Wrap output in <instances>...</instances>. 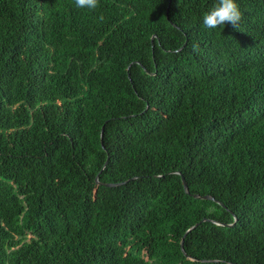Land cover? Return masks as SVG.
Returning a JSON list of instances; mask_svg holds the SVG:
<instances>
[{
  "label": "trees",
  "instance_id": "obj_1",
  "mask_svg": "<svg viewBox=\"0 0 264 264\" xmlns=\"http://www.w3.org/2000/svg\"><path fill=\"white\" fill-rule=\"evenodd\" d=\"M216 2L0 0V264H264V0Z\"/></svg>",
  "mask_w": 264,
  "mask_h": 264
},
{
  "label": "clouds",
  "instance_id": "obj_2",
  "mask_svg": "<svg viewBox=\"0 0 264 264\" xmlns=\"http://www.w3.org/2000/svg\"><path fill=\"white\" fill-rule=\"evenodd\" d=\"M75 6L95 10L98 7V0H75ZM241 19L242 13L235 0H217L214 6L203 15L202 24L206 29L223 27L225 24L237 28ZM193 50H196V46Z\"/></svg>",
  "mask_w": 264,
  "mask_h": 264
},
{
  "label": "water",
  "instance_id": "obj_3",
  "mask_svg": "<svg viewBox=\"0 0 264 264\" xmlns=\"http://www.w3.org/2000/svg\"><path fill=\"white\" fill-rule=\"evenodd\" d=\"M102 133H103V127L101 128V137H102ZM106 163H107V160H106V162L104 163L102 169L105 167ZM177 174L180 175L178 172H177ZM181 182H182V186H183L184 192H185L186 194H189L188 187H187V185H186V183H185V181H184V178H183L182 176H181ZM95 183H96V185H104V186H107V187H113V186H117V185H119V183H118V184H112V183H111V184H110V183H101V182L98 180V176L95 177ZM189 195H190V194H189ZM191 196H192L193 198H195V199L215 201L216 203H218V204H220L221 206H223L221 203H219L218 201L214 200V199H213L211 196H209V195L191 194ZM206 221H209V222H211V223H213V224H215V225L221 226V227H231V226H233V225L235 224L236 218L234 217V221H233V223H231V224H225V223H222V222H219V221H214V220H209V219H202V220H201V222H206ZM198 225H199V223H196V224H194L193 226H191V227L185 232L184 236H185L188 232H190L191 230H193L194 228H196ZM184 236H183V238H184ZM183 238H182V240H181V242H180V248H181L182 253L185 255V252H184V249H183ZM185 256H186L189 260H192V261H195V260H196L195 258H193V257H191V256H187V255H185ZM201 262H209V260H201Z\"/></svg>",
  "mask_w": 264,
  "mask_h": 264
}]
</instances>
